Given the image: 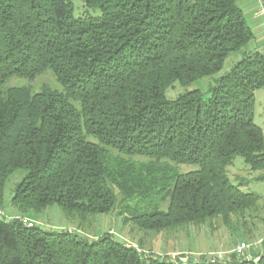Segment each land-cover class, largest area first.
<instances>
[{
	"label": "trees",
	"instance_id": "obj_1",
	"mask_svg": "<svg viewBox=\"0 0 264 264\" xmlns=\"http://www.w3.org/2000/svg\"><path fill=\"white\" fill-rule=\"evenodd\" d=\"M81 1L87 12L76 17L71 0H0V200L23 170L12 197L23 212L57 205L84 220L121 206L126 222L157 232L243 219L260 195L232 184L226 168L241 157L264 182V133L253 121L264 58L243 57L206 99L199 90L165 98L175 83L217 74L254 39L238 0ZM47 71L61 92L1 90ZM180 165L198 168L177 174ZM233 258L182 264H264V253ZM0 264L178 263L108 233L88 241L0 219Z\"/></svg>",
	"mask_w": 264,
	"mask_h": 264
},
{
	"label": "rangeland",
	"instance_id": "obj_2",
	"mask_svg": "<svg viewBox=\"0 0 264 264\" xmlns=\"http://www.w3.org/2000/svg\"><path fill=\"white\" fill-rule=\"evenodd\" d=\"M71 1L76 17L87 12L81 0ZM238 5L254 33V39L239 52L231 53L225 60L222 70L217 74L198 79L185 87L175 83L165 93L167 100H172L177 95L192 90H199L202 97L206 99L211 95V90L215 87L217 79L229 73L243 57L254 58L260 56L264 58V28L261 24L257 25L259 21L252 19L251 13L254 5L251 2L248 4L246 0H238ZM88 14L98 15V12L88 11ZM11 87H26L32 93L44 89L56 92L62 91L61 86L49 71L32 81L13 77L4 84L1 90L4 91ZM74 106L77 109L79 108L78 104H74ZM253 113L254 123L264 133V89L254 92ZM135 160L147 161L145 158H135ZM197 168V166L191 165L174 166L177 174L194 171ZM226 171L232 184L243 183L242 190L260 195V201L255 208L246 212L243 219H237L235 216L231 217L228 225H224L220 217H214L200 225L187 224L160 232L140 231L132 222L125 221L127 215L121 206H116L109 214L91 215L84 220L79 219L75 213L67 215L57 205L50 206L40 213L23 212L12 203L15 188L25 175L23 170H17L5 182L0 200V219L6 222L20 219L26 226V223L30 222L32 226L42 231H68L88 241L95 240L108 233L118 242L138 249L143 257L150 256L158 260L178 264L187 261L225 262L234 259L233 257L240 260L233 252L241 243H246L252 246L253 249L258 248L264 253V182L256 181L255 178L259 176V173L250 171L242 158L238 156L234 158L232 165L227 167ZM161 210L165 211L166 205Z\"/></svg>",
	"mask_w": 264,
	"mask_h": 264
},
{
	"label": "built area",
	"instance_id": "obj_3",
	"mask_svg": "<svg viewBox=\"0 0 264 264\" xmlns=\"http://www.w3.org/2000/svg\"><path fill=\"white\" fill-rule=\"evenodd\" d=\"M250 2L255 4L254 16L256 18H264V0H250ZM26 224L28 227H32V224L30 222ZM252 250H253L252 246L246 243H241L235 248L233 253L241 261L256 262L258 258L253 256Z\"/></svg>",
	"mask_w": 264,
	"mask_h": 264
},
{
	"label": "crops",
	"instance_id": "obj_4",
	"mask_svg": "<svg viewBox=\"0 0 264 264\" xmlns=\"http://www.w3.org/2000/svg\"><path fill=\"white\" fill-rule=\"evenodd\" d=\"M247 2H248V4L250 3V0H246ZM251 4H252V2H251ZM253 5H254V8H253V10H252V13H251V16H252V19L254 20V21H259L258 23H257V25H260L261 24V26L264 28V18H256L255 16H254V9H255V4L253 3ZM263 252H261L258 248L257 249H253V255H255L256 257H258V255H260V254H262ZM230 255V254H229ZM227 259H229V258H227ZM226 259V260H227Z\"/></svg>",
	"mask_w": 264,
	"mask_h": 264
}]
</instances>
